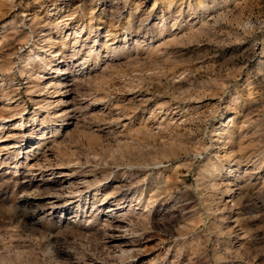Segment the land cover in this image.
Listing matches in <instances>:
<instances>
[{
	"label": "rangeland",
	"instance_id": "rangeland-1",
	"mask_svg": "<svg viewBox=\"0 0 264 264\" xmlns=\"http://www.w3.org/2000/svg\"><path fill=\"white\" fill-rule=\"evenodd\" d=\"M0 264H264V0H0Z\"/></svg>",
	"mask_w": 264,
	"mask_h": 264
},
{
	"label": "bare ground",
	"instance_id": "bare-ground-1",
	"mask_svg": "<svg viewBox=\"0 0 264 264\" xmlns=\"http://www.w3.org/2000/svg\"><path fill=\"white\" fill-rule=\"evenodd\" d=\"M67 174V173H66ZM56 200V199H55Z\"/></svg>",
	"mask_w": 264,
	"mask_h": 264
}]
</instances>
